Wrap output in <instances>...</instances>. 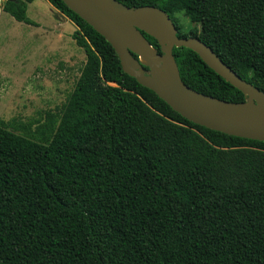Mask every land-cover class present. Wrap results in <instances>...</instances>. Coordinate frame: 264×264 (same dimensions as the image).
Instances as JSON below:
<instances>
[{
    "label": "trees",
    "instance_id": "obj_1",
    "mask_svg": "<svg viewBox=\"0 0 264 264\" xmlns=\"http://www.w3.org/2000/svg\"><path fill=\"white\" fill-rule=\"evenodd\" d=\"M32 1L0 9L35 25ZM46 1L76 27L84 61L59 115L21 132L0 121V264H264V141L187 120L62 0ZM117 1L163 10L176 36L264 92V0ZM171 52L189 88L244 100L194 51Z\"/></svg>",
    "mask_w": 264,
    "mask_h": 264
},
{
    "label": "water",
    "instance_id": "obj_2",
    "mask_svg": "<svg viewBox=\"0 0 264 264\" xmlns=\"http://www.w3.org/2000/svg\"><path fill=\"white\" fill-rule=\"evenodd\" d=\"M62 1L110 44L125 74L153 91L172 110L208 129L264 141V92L241 79L198 38L176 36L163 10L150 5L126 6L117 0ZM141 32L156 41L159 52ZM173 47L194 51L205 65L238 89L244 100L219 99L186 86L179 77Z\"/></svg>",
    "mask_w": 264,
    "mask_h": 264
},
{
    "label": "rangeland",
    "instance_id": "obj_3",
    "mask_svg": "<svg viewBox=\"0 0 264 264\" xmlns=\"http://www.w3.org/2000/svg\"><path fill=\"white\" fill-rule=\"evenodd\" d=\"M26 16L35 25L0 9V121L16 132L60 114L84 61L71 36L76 27L46 0L28 3ZM175 17L190 25L182 12Z\"/></svg>",
    "mask_w": 264,
    "mask_h": 264
}]
</instances>
